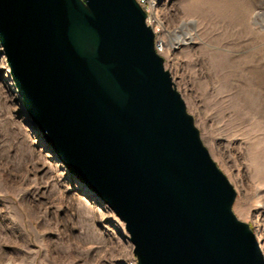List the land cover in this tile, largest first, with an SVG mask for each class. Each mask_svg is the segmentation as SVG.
<instances>
[{
  "label": "water",
  "instance_id": "water-1",
  "mask_svg": "<svg viewBox=\"0 0 264 264\" xmlns=\"http://www.w3.org/2000/svg\"><path fill=\"white\" fill-rule=\"evenodd\" d=\"M135 0H0V54L67 173L124 224L136 264H264Z\"/></svg>",
  "mask_w": 264,
  "mask_h": 264
},
{
  "label": "rangeland",
  "instance_id": "rangeland-1",
  "mask_svg": "<svg viewBox=\"0 0 264 264\" xmlns=\"http://www.w3.org/2000/svg\"><path fill=\"white\" fill-rule=\"evenodd\" d=\"M158 17L164 68L264 256V0H158ZM0 264H136L124 224L42 141L1 54Z\"/></svg>",
  "mask_w": 264,
  "mask_h": 264
},
{
  "label": "built area",
  "instance_id": "built-area-1",
  "mask_svg": "<svg viewBox=\"0 0 264 264\" xmlns=\"http://www.w3.org/2000/svg\"><path fill=\"white\" fill-rule=\"evenodd\" d=\"M145 13V23L154 33V49L162 56L165 43L163 39V26L158 17V0H135Z\"/></svg>",
  "mask_w": 264,
  "mask_h": 264
}]
</instances>
